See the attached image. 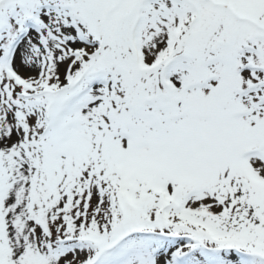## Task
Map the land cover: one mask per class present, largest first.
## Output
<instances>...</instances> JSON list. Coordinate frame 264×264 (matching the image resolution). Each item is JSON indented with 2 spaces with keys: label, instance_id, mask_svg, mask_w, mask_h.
I'll use <instances>...</instances> for the list:
<instances>
[{
  "label": "snow or ice",
  "instance_id": "obj_1",
  "mask_svg": "<svg viewBox=\"0 0 264 264\" xmlns=\"http://www.w3.org/2000/svg\"><path fill=\"white\" fill-rule=\"evenodd\" d=\"M0 264H264V0H0Z\"/></svg>",
  "mask_w": 264,
  "mask_h": 264
}]
</instances>
